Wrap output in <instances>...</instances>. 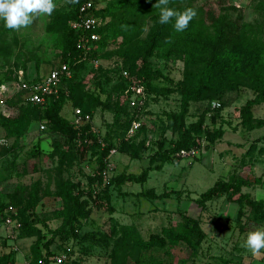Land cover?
I'll use <instances>...</instances> for the list:
<instances>
[{
	"label": "rangeland",
	"instance_id": "1",
	"mask_svg": "<svg viewBox=\"0 0 264 264\" xmlns=\"http://www.w3.org/2000/svg\"><path fill=\"white\" fill-rule=\"evenodd\" d=\"M74 1L55 0L50 17H34L19 30L0 23V115L25 124L18 137L0 125V264L36 257L51 238L50 250L54 255L64 252V264H137L135 258L140 264H151L152 258L162 264H264V249L253 256L243 247L249 232L264 229V219H255L250 205L238 201L240 194L264 200V126L249 129L239 114L246 101L255 99L252 116L264 119V92L255 91L261 82L255 74L243 73L209 80L204 68L214 48L188 43L185 31L176 32L167 48H157L147 66L112 34L106 46L110 57L82 56L73 68L72 97L62 103L60 115L71 120L74 105L89 112L73 131L57 122L53 109L25 103L19 77L45 75L58 64L59 39ZM124 1L130 0H95L100 14L115 24L124 12ZM180 4L212 12L223 22L256 26L255 34L264 43V0ZM150 8L145 5L133 15L124 12L141 32L134 36L136 41L150 27ZM201 34L214 35L209 18ZM122 70L128 71L127 78ZM134 80L141 82L143 94L129 106L127 89ZM197 87L200 92L188 96L180 130L203 118L209 130L222 129L223 135L210 141L192 132L186 146L160 169L149 171L143 183L118 185L115 178L120 174H140L160 164L162 154L179 139L175 115L181 112L184 91ZM213 100L221 107L213 108ZM132 121L138 123L135 145L126 148L135 147V157L121 149L129 144L127 128ZM107 143L111 148L102 160ZM231 180L242 183L239 193L200 200L215 182ZM10 205L18 229L3 223ZM187 218L204 233L194 248L179 242L172 248H127L124 256H115L122 225H134L148 239L163 227L180 230ZM66 229L71 238L63 241L56 234Z\"/></svg>",
	"mask_w": 264,
	"mask_h": 264
},
{
	"label": "trees",
	"instance_id": "2",
	"mask_svg": "<svg viewBox=\"0 0 264 264\" xmlns=\"http://www.w3.org/2000/svg\"><path fill=\"white\" fill-rule=\"evenodd\" d=\"M83 0H75L74 5L70 8L68 12V20L66 28L59 39V49H60V62H67L72 70V76L70 78H62L61 87L58 96H53L47 100V102L40 106L35 104H27L31 106H38L42 108H49L55 111V119L61 125L68 126L71 130L75 131L76 128L71 123L70 120H66L60 115L61 105L64 101L70 100L71 92L73 91V68L76 65L77 60L83 56L82 52L76 48V40L78 33L69 27L68 22L75 19L77 16V9L79 4ZM182 0H168V7L184 11L187 8H192L196 10V16L189 23L188 28L185 30L187 41L190 44H197L200 47H213V54L211 60L206 62L204 72L207 74L209 80H214L219 77H231L236 76L238 73H243L244 75L255 74V77L260 81L264 87V43L258 39L255 34L256 26L250 24H241L239 26L232 24L231 22H223L221 19L216 18L212 15V12H204L201 9H197L189 4H180ZM95 2V0H94ZM159 0H130L123 2L121 7L124 8V12L128 14H134L137 10L142 9L145 5H151L150 8V27L144 38L140 40L134 39V36H139L141 32H137L133 24L127 20V14L123 12L122 16L116 18V24L111 20L109 16H102L99 12V8L96 5L94 14L101 18L102 25L98 32L100 34V39L96 43V47L89 52L87 58L95 57H110L111 51L106 50L109 38L112 34L120 36L122 41L120 45L125 47V51H130L135 53V58L139 59L144 66L149 65V59L155 52L157 48H167L174 37L176 31L172 27V23L160 24L159 11L160 9L156 7ZM210 19L214 27L213 36H202V28L205 25V19ZM135 33V34H134ZM40 77V74L35 76L24 77L27 80H36ZM255 87V91L264 92L263 89ZM23 91V90H22ZM200 92V87L193 90L187 88L184 91L183 103L181 112L175 115L176 121L179 122V139L174 142L173 146L166 150L161 156V162L159 165L153 168H146L140 174H120L115 179L118 185L124 182H135L143 183L149 176V171L158 170L161 168V164L168 162L171 154H174L178 150L184 148L190 139V134L195 132L197 134H203L210 141H214L216 138L221 137L224 133L222 129L209 130L207 124L203 121V118H199L196 122L192 123L185 131H181L182 123L181 119L183 113L186 111V104L189 95H196ZM183 93V89H182ZM198 96V95H197ZM221 102L219 100H213ZM212 101V102H213ZM212 102L210 104L212 105ZM256 103L255 99H251L245 102V104L240 108L239 114L241 123L243 126L254 129L264 126V119H255L252 116L251 110L253 105ZM70 105L73 104L70 102ZM77 107V106H73ZM217 107V108H219ZM87 112L85 109L83 113ZM27 124H29L27 122ZM0 125L6 130L7 133L13 136H20L23 132L25 124L21 121L14 120L11 121L4 116L0 115ZM130 126V125H129ZM128 126V128H129ZM127 128V130H128ZM136 133V132H135ZM134 136L127 139V143L121 148L123 152L128 153L131 157L136 156L135 147L134 150H128L126 147H132L135 145ZM111 148V144L107 143L105 148L102 150L100 157L103 158L108 154ZM242 183L240 181H217L213 186L206 189L200 194V200H208L213 196L221 194L222 192L230 191V195L239 193ZM242 199L250 205L254 211L255 219H264V200H250L247 196L240 194L238 201L241 202ZM18 210V209H17ZM33 211H30L32 213ZM69 218L68 221H70ZM23 221V220H22ZM24 223L23 225H25ZM29 227H34L29 225ZM36 230V229H34ZM55 234V233H54ZM60 236L63 241L71 238V233L68 229L61 230V232L56 234ZM204 237V233L196 223L194 219L187 218V223L178 231L172 227H163L160 233H153L148 239H143L139 234V231L134 225H122L120 227V238L114 243L115 256L121 253L122 256L127 248L129 249H142L147 250L154 247H167L172 248L176 246L179 242H185L191 248H194L198 242ZM53 238L44 243V249H40L38 255L32 260H36L40 257L45 259V264H52L54 253L50 250V245L53 243ZM38 240V239H37ZM63 243H59L61 245ZM114 256V257H115ZM134 262L140 264V259L135 258ZM151 264H162L160 261L151 259ZM10 264H13V260H10ZM60 263V264H64ZM124 264V263H123Z\"/></svg>",
	"mask_w": 264,
	"mask_h": 264
},
{
	"label": "built area",
	"instance_id": "3",
	"mask_svg": "<svg viewBox=\"0 0 264 264\" xmlns=\"http://www.w3.org/2000/svg\"><path fill=\"white\" fill-rule=\"evenodd\" d=\"M95 9L96 5L94 0H83L78 6L76 18L68 22L69 27L78 33L76 48L82 52L83 57L96 47V43L100 39L98 30L102 25V20L94 14ZM122 75L127 78L128 71L122 70ZM71 76L72 70L69 64L67 62L58 61L57 65L49 69L45 75H40V77L36 80H27L21 75L19 77V86L20 90L24 91V98L26 102L42 106L49 98L58 96L62 78H70ZM127 91L130 92V95L127 97L128 105H136L137 98L143 94L141 82L139 80H134L133 83H129ZM219 106L220 103L218 101L212 102L213 108H217ZM72 112L73 117L70 121L75 126L80 123L83 117L88 118V115L84 114L79 107H73ZM43 127L44 126L41 124V128ZM137 128L138 123L132 121L127 131L128 136H133ZM103 173L104 176H106V173ZM8 208L9 209L6 211L3 223L18 229L20 226L19 222L11 216V214H15L16 211L11 205ZM65 256L66 254L64 252H58L54 255L52 263H63ZM20 264H45V259L42 257L36 260L24 259Z\"/></svg>",
	"mask_w": 264,
	"mask_h": 264
},
{
	"label": "clouds",
	"instance_id": "4",
	"mask_svg": "<svg viewBox=\"0 0 264 264\" xmlns=\"http://www.w3.org/2000/svg\"><path fill=\"white\" fill-rule=\"evenodd\" d=\"M156 7L160 9L158 22L162 25L172 23L176 32L185 31L197 14L192 8L172 9L168 7V0H159ZM55 8V0H0V23L7 29L19 30L32 24L34 17H50ZM243 247L253 256L259 255L264 249V229L249 232Z\"/></svg>",
	"mask_w": 264,
	"mask_h": 264
}]
</instances>
